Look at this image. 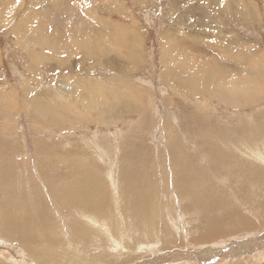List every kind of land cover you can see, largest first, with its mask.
I'll return each mask as SVG.
<instances>
[{
	"label": "rangeland",
	"instance_id": "obj_1",
	"mask_svg": "<svg viewBox=\"0 0 264 264\" xmlns=\"http://www.w3.org/2000/svg\"><path fill=\"white\" fill-rule=\"evenodd\" d=\"M0 219L1 264H264V0H0Z\"/></svg>",
	"mask_w": 264,
	"mask_h": 264
},
{
	"label": "bare ground",
	"instance_id": "obj_2",
	"mask_svg": "<svg viewBox=\"0 0 264 264\" xmlns=\"http://www.w3.org/2000/svg\"><path fill=\"white\" fill-rule=\"evenodd\" d=\"M211 4H212V3H211ZM241 8H242V7H241ZM237 10H238V9H237ZM239 10H240V9H239ZM233 11H234V10H233ZM206 22L211 23L209 20H207ZM212 25H213V24H212ZM207 26H209V25H207ZM37 37H38V36H37ZM40 37H41V36H40ZM40 37H39V38H40ZM34 42H35V41H34ZM222 51H225V50L222 49ZM250 55H251V54H248V56H250ZM253 55H254V54H253ZM232 58H233L235 61L240 60V57H239V56H233ZM254 58H255V57H254ZM181 82H182V81H181ZM181 84H182V83H181ZM216 156H217V155H216ZM247 156H248V155H247ZM251 158H252V157H251ZM119 169H120V168H119ZM124 170H125V169H124ZM94 176H95V175H94ZM86 177L88 178V176H86ZM111 178H112V177H111ZM134 178H135V177H134ZM108 179H109V178H108ZM132 179H133V178H132ZM73 180H74V179H73ZM75 180H77V179H75ZM89 180H90V179H89ZM94 180H95V179H94ZM96 180H97V179H96ZM109 180H111V179H109ZM69 181H70V180H69ZM92 181H93V180H92ZM138 181H139V180H138ZM75 182H77V181H75ZM86 182H87V181H86ZM95 182H96V181H95ZM71 183H72V182H71ZM113 183H114V182H113ZM136 183H137V182H136ZM252 183H253V182H252ZM73 184H74V183H73ZM73 184H71V185H73ZM96 184H97V183H96ZM96 184H95V186H96V188H97V185H96ZM134 184H135V183H134ZM61 185H62V184H60V187H61ZM63 185L65 186V184H63ZM67 185H68V184H67ZM67 185H66V186H67ZM74 185H75V184H74ZM76 185H77V184H76ZM78 185H79V184H78ZM84 185H85V184H84ZM53 186H55V185H53ZM80 186H81V184H80ZM99 186H100V185H99ZM136 186L140 187L139 184H137ZM55 187H56V186H55ZM70 187H72V186H70ZM76 187H77V186H76ZM138 187H137V188H138ZM58 188H59V187H58ZM68 188H69V187H68ZM88 188H89V187H88ZM90 188H91V187H90ZM56 189H57V188H56ZM76 189H78V187H77ZM28 190H29V189H28ZM57 190H58V189H57ZM64 190H65V189H64ZM64 190H63V194H65V196H71L72 199L76 197L77 200H80V199H82V198L84 197L83 195H78V194L75 195V194H73V191H71V192H70V191L67 192V191L65 190V192H64ZM70 190H71V189H70ZM78 190L80 191L81 189H78ZM140 190H141V192H142V189H140ZM140 190H138V191L140 192ZM188 190H189V189H188ZM53 191H54V190H53ZM61 191H62V190H61ZM75 191H76V190H75ZM79 191H78V192H79ZM83 191H84V190H83ZM86 191H87V190H86ZM19 192H20V190H19ZM29 192H30V191H29ZM88 192H89V191H88ZM27 193H28V191H27ZM53 193H54V192H53ZM55 193H56V191H55ZM66 193H67V195H66ZM136 193H138V192H136ZM149 193H150V192H149ZM84 194H85V193H84ZM139 194H141V193H139ZM142 194H143V193H142ZM27 195H28V194H27ZM56 195H58V194H56ZM85 195H86V194H85ZM87 195H88V194H87ZM91 195H93V194L91 193ZM143 195H144V194H143ZM18 196H19V195H18ZM58 196H59V195H58ZM96 196H97V195H96ZM140 196H141V195H140ZM28 197H29V195H28ZM30 197H31V196H30ZM110 197H111V196H110ZM59 198H60V196H59ZM59 198H58V199H59ZM76 198H75V199H76ZM91 198H92V197H91ZM93 198H94V197H93ZM93 198H92L91 200H93ZM98 198H99V197H98ZM204 198H206V197L204 196ZM209 198H210V197H209ZM216 198L218 199V197H216ZM30 199H31V198H30ZM67 199H68V197H67ZM75 199H73V200L76 201ZM143 199H144V198H143ZM36 200H37V199H36ZM68 200H69V199H68ZM89 200H90V198H89ZM138 200H139V199H138ZM205 200H206V199H205ZM207 200H208V199H207ZM210 200H211V198H210ZM214 200H215V198H214ZM221 200H223V199H220V201H221ZM28 201H29V199H28ZM41 201H42V200H40V202H41ZM62 201H63V199H62ZM81 201H82V200H81ZM139 201H140V200H139ZM215 201H216V200H215ZM217 201H218V200H217ZM217 201H216V202H217ZM29 202H30V201H29ZM29 202H28V204L30 205V203H32V202H30V203H29ZM65 202H66V200L64 201V203H65ZM77 202H79V201H77ZM94 202H95V201H94ZM96 202H99V201H96ZM192 202H193V201H192ZM213 202H214V201H213ZM86 203H87V202H86ZM90 203H91V201H90ZM42 204H44V203L42 202ZM42 204H41V205H42ZM72 204H73V203H72ZM142 204H143V203H142ZM147 204H148V202L146 203V205H147ZM200 204H201V203H200ZM202 204L204 205V202H203ZM202 204H201V205H202ZM213 204H215V203H213ZM221 204H222V203H221ZM89 205H90V204H89ZM93 205H94V204H93ZM96 205H97V204H96ZM203 205H202V207H200V208H205V207H204L205 205H204V206H203ZM223 205H224V204H223ZM227 205H228V204H227ZM32 206H33V204H32ZM77 206H78V205H77ZM143 206H144V205H143ZM143 206H142V207H143ZM229 206H230V205H229ZM30 207H31V206H30ZM30 207H28V209H29ZM42 207H43V206H42ZM42 207H41V208H42ZM73 207H74V206H73ZM73 207H72V208H73ZM75 207H76V206H75ZM78 207H79V206H78ZM84 207H85V206H84ZM97 207H98V206H97ZM135 207H136V206H135ZM138 207H139V204H138ZM144 207H146V206H144ZM207 207H208V206H207ZM209 207H210V205H209ZM217 207H218V206H217ZM225 207H227V206L225 205L224 208H223L222 210H224ZM10 208H11V207H10ZM43 208H44V207H43ZM115 208H116V207H115ZM146 208H147V207H146ZM227 208H229V207H227ZM8 209H9V208H8ZM32 209H33V208H32ZM74 209H75V208H74ZM77 209H78V208H77ZM79 209H80V208H79ZM125 209H126V208H125ZM206 209H207V208H206ZM212 209H213V208H212ZM215 209H216V208H215ZM229 209H231V207H230ZM229 209H228V211H232V210H229ZM202 210H204V209H202ZM209 210H210V209H208V212H209ZM225 210H227V209H225ZM2 211H3V209H2ZM16 211H17V210H16ZM16 211L14 210V212H16ZM21 211H22V210H21ZM28 211H29V210H28ZM74 211H75V210H74ZM80 211H81V210H80ZM82 211H85V210H82ZM86 211H88V210H86ZM214 211H215V210H214ZM3 212H4V211H3ZM22 212H23V211H22ZM202 212H203V211H202ZM208 212H207V213H208ZM17 213H18V211H17ZM17 213H16L15 217L17 216ZM143 213H144V212H143ZM222 213H223V212H222ZM2 214H3V213H2ZM2 214H1V216H2ZM13 214H15V213H13ZM77 214H79V213L77 212ZM81 214H82V213H81ZM91 214H93V213H91ZM94 214H96V213H94ZM173 214H174V213H173ZM192 214H193V213H192ZM208 214H210V213H208ZM242 214H243V213H242ZM37 215H38V214H37ZM7 216H8V215H7ZM13 216H14V215H13ZM13 216H12V219H13ZM21 216H22V214H21ZM21 216H20V217H21ZM28 216H29V214H28ZM215 216H216V215H215ZM15 217H14V218H15ZM20 217H19V215H18V217H17L18 219H16V220H19ZM22 217H23V216H22ZM29 217H30V216H29ZM32 217H33V216H32ZM34 217H35V219H36L37 216H35V214H34ZM34 217H33V219H34ZM91 217H94V216H91ZM218 217H219V216H217V218H218ZM9 218H10V217H9ZM23 218H24V217H23ZM25 218H26V216H25ZM109 218H110V217H109ZM112 218H113V217H112ZM261 218L263 219V217H261ZM2 219H3V218H2ZM2 219H0V220H2ZM7 219H8V217H7ZM30 219H31V217H30ZM33 219H32L31 221H34ZM81 219H82V218H81ZM99 219H100V218H99ZM258 219H259V218H258ZM8 220H9V219H8ZM14 220H15V219H14ZM21 220H22V219H20V221H21ZM25 220H26V219H25ZM165 220H166V218H165ZM212 220H213V219H212ZM212 220H211V222H212ZM248 220H249V219H248ZM2 221H3V220H2ZM35 221H36V220H35ZM37 221L39 222V219H38ZM43 221H44V220H43ZM43 221H42V222H43ZM110 221H111V220H110ZM130 221H131V220H130ZM215 221H216V219H215ZM217 221H218V220H217ZM220 221H221V220H220ZM220 221H219V222H220ZM3 222H4V221H3ZM5 222H6V221H5ZM22 222H23V221H22ZM40 222H41V220H40ZM111 222H112V221H111ZM115 222L117 223L116 220H115ZM165 222H166V221H165ZM244 222H245V221H244ZM255 222H256V221H255ZM262 222H263V221H262ZM212 223H213V222H212ZM222 223H223V220H222ZM224 223H225V221H224ZM11 224L13 225V223H11ZM11 224H10L9 221H8V223L4 224L3 227L1 226V227H2L1 230H4L6 233L9 232V234H10V233L13 234L14 232L12 233L13 228L11 227ZM23 224H24V222H23ZM43 224H44V222H43ZM81 224H82V223H81ZM110 224H111V223H110ZM118 224H119V223H118ZM122 224H123V223H122ZM170 224H171V223H170ZM209 224H210V223H209ZM252 224H253V223H252ZM252 224H251V222H250V223H248L246 226H247V227H250ZM260 224H262V223H260ZM14 225H15V224H14ZM24 225H25V224H24ZM24 225H23V226H24ZM26 225L28 226V225H30V224L27 223ZM35 225H37V224H35ZM38 225H39V224H38ZM38 225H37L36 227H38ZM40 225H41V224H40ZM40 225H39V226H40ZM92 225H93V224H92ZM112 225H113V224H112ZM112 225H111V226H112ZM162 225H163V224H162ZM216 225H217V224H216ZM258 225H259V224H258ZM21 226H22V225H21ZM23 226H22V227H23ZM30 226H31V225H30ZM42 226H43V225H42ZM84 226L87 227L88 224H87V226H86V225H84ZM84 226H83V227H84ZM90 226H91V225H90ZM100 226L102 227V225H100ZM106 226H109V225L107 224ZM163 226H164V225H163ZM219 226H220V224H219ZM259 226H260V225H259ZM1 227H0V228H1ZM17 227H18V225H17ZM32 227H33V226H32ZM32 227H31V228H32ZM58 227H59V226H58ZM109 227H110V226H109ZM113 227H114V226H113ZM208 227H209V226H208ZM213 227H215V226H213ZM262 227H263V226H262ZM15 228H16V227H15ZM28 228H29V227H28ZM31 228H30V229H31ZM87 228H89V227H87ZM111 228H112V227H111ZM127 228H129V227H127ZM16 229H18V228H16ZM32 229H35V228H32ZM60 229H62V228H60ZM85 229H86V228H85ZM90 229H91V228H90ZM90 229H89V230H90ZM92 229H93V228H92ZM115 229H116V228H115ZM118 229H119V228H118ZM14 230H15V229H14ZM14 230H13V231H14ZM37 230H38V229H37ZM40 230H41V229H40ZM40 230H39V231H36V230H35V231H36V232H41L43 229H42L41 231H40ZM51 230H52V229H51ZM82 230H83V229H82ZM99 230H100V229H99ZM120 230H121V229H120ZM120 230H119V231H120ZM122 230H123V228H122ZM127 230H128V229H127ZM169 230H170V229H169ZM213 230H215V229H213ZM247 230H248V228H247ZM15 231H16V230H15ZM24 231H25V230H24ZM24 231H23V232H24ZM62 231H64V229H63ZM87 231H88V230H87ZM90 231H91V230H90ZM90 231H89V232H90ZM93 231H95V230H93ZM97 231H98V230H97ZM97 231H95L96 233H92V232H90V233L88 232V233H89V234L92 233L93 236H94V234H96L97 236H100V235H99V231H98V233H97ZM104 231H105V230H104ZM111 231H112V230H111ZM113 231H114V230H113ZM113 231H112V232H113ZM115 231L118 232V230H115ZM115 231H114V232H115ZM215 231H216V230H215ZM5 232H4V233H5ZM25 232H26V231H25ZM25 232H24V233H25ZM64 232H65V231H64ZM106 232L108 233V230H107ZM117 232H116L115 234H117ZM122 232H125V231L123 230ZM2 233H3V232H2ZM24 233H23V234H24ZM29 233H30V232H29ZM56 233H57V232H56ZM86 233H87V232H86ZM110 233H111V232H109V234H110ZM127 233H128V232H127ZM133 233H134V232H133ZM9 234L7 233V236H8ZM11 234H10V236H11ZM18 234L20 235V231H19V232L17 231V236H18ZM27 234H28V233H27ZM27 234L25 235V237L27 238L26 240H25V238H22V235H21V237L18 236L17 238H20L23 242L27 243V240H28ZM102 234H103V233H102ZM104 234H106V233H104ZM104 234H103V235H104ZM112 234H114V233H112ZM123 234H124V233H123ZM145 234H146V233H145ZM145 234H144V235H145ZM5 235H6V234H5ZM13 235L16 237L15 234H13ZM35 235H36V234H35ZM56 235H57V234H56ZM118 235H120L119 232H118ZM121 235H122V234H121ZM7 236H6V237H7ZM28 236H29V235H28ZM87 236H88V234H87ZM90 236H91V235H90ZM104 236H106V235H104ZM109 236L111 237V235H109ZM112 236L115 238L114 235H112ZM116 236H117V235H116ZM124 236H125V235H124ZM152 236H153V235H152ZM201 236H202V235H201ZM4 237H5V236H4ZM6 237H5V238H6ZM23 237H24V236H23ZM42 237H43V236H42ZM9 238H10V237H9ZM9 238H8V239H9ZM31 238H33V237H31ZM93 238H94V237H93ZM126 238H128V237H126ZM139 238H140V237H139ZM139 238H138V239H139ZM10 239H11V238H10ZM20 239H19V240H20ZM105 239H106V237H105ZM105 239H103V240H105ZM107 239H109V238H107ZM122 239H124V238L122 237ZM122 239H121V240H122ZM193 239H194V238H193ZM193 239H192V241H193ZM11 240H12V239H11ZM16 240H17V239H16ZM29 240H33V239H30V238H29ZM29 240H28V244H29ZM36 240H38V239H36ZM41 240H42V242L39 241L41 244L45 243V242L43 241V239H41ZM103 240H101V241H103ZM125 240H126V239H125ZM147 240H148V239H147ZM56 241H57V240H56ZM83 241H84V240H83ZM96 241H97V237H96ZM98 241H99V240H98ZM98 241H97V243H98ZM101 241L99 242V243H100L99 245H101ZM105 241H106V240H105ZM117 241H118V240H117ZM127 241H129V240L127 239ZM255 241H256V240H255ZM30 242H31V244H33V241H30ZM67 242H68V241H67ZM103 242H104V241H103ZM111 242H113V240H112ZM124 242H125V241H124ZM165 242H166V241H165ZM35 243L40 245V243H37V241H36ZM35 243H34V244H35ZM47 243H48V241H47ZM51 243H52V242H51ZM59 243H60V242H59ZM59 243H57V244H59ZM106 243H107V242H106ZM114 243H115V242H114ZM166 243H167V242H166ZM31 244H30V245H31ZM45 244H46V243H45ZM52 244L54 245V242H53ZM107 244L109 245V243H107ZM116 244H117V243H116ZM118 244H119V243H118ZM121 244H122V243H121ZM49 245H50V243H49ZM69 245H70V244H69ZM102 245H104V244H102ZM126 245H127V244H126ZM161 245H163V242H162ZM254 245H255V244H254ZM258 245H259V244H258ZM27 246L29 247V245H27ZM50 246H51V245H50ZM54 246H55V245H54ZM95 246H96V245H95ZM97 246H98V245H97ZM106 246H107V245H106ZM111 246H112V245H111ZM121 246H122V245H121ZM124 246H125V245H124ZM127 246H128V245H127ZM163 246H164V245H163ZM251 246H252V245H251ZM69 247H71V246H69ZM109 247H110V246H109ZM35 248H36V247H35ZM49 248H50V247H49ZM73 248H75V246L72 247V249H73ZM106 248H108V246H107ZM115 248H116V247H115ZM245 248H246V247H245ZM254 248H256V246H255ZM28 249H29V248H28ZM50 249H51V248H50ZM64 249H65V248H64ZM64 249H63V250H64ZM101 249H102V248H101ZM123 249H124V247H123ZM144 249H145V248H144ZM154 249H155V248H154ZM248 249H250V247H249ZM256 249H257V248H256ZM45 250H46V249H45ZM65 250H66V249H65ZM65 250H64V251H65ZM70 250H71V248H70ZM137 251H138V250H137ZM254 251H255V250H254ZM256 251H257V250H256ZM75 252H76V250H75ZM142 252H143V251H142ZM248 252H249V251H248ZM27 253H28V252H27ZM35 253H36V252H35ZM64 253H65V252H64ZM73 253H74V252H73ZM173 253H174V252H173ZM243 253H244V252H243ZM249 253H251V252H249ZM249 253H248V254H249ZM30 254H31V253H30ZM36 254H37V253H36ZM33 255H34V257H36L34 253H32V256H33ZM37 255H38V254H37ZM204 255H205V254H204ZM30 256H31V255H30ZM30 256H28V257H29V258H34V257H30ZM209 257H210V256H209ZM211 257H213V256H211ZM7 258H9V257H7ZM37 258H39V256H38ZM37 258H36V259H37ZM47 258H48V257H47ZM204 258H205V257H204ZM5 259H6V258H4V260H5ZM34 259H35V258H34ZM39 259H41V257H40ZM44 260H45V259H44ZM46 260H47V259H46ZM176 260H177V259H176ZM16 261H17V260H16ZM16 261H15V263H16ZM36 261H37V260H36ZM38 261H39V260H38ZM42 261H43V259H42ZM17 262H19V261H17ZM28 262H29V261H28ZM28 262H27V263H28ZM45 262H48V261H45ZM51 262H52V260H51ZM51 262H50V264H52ZM126 262H127V261H126ZM191 262H192V261H191ZM13 263H14V262H13ZM13 263H11V264H13ZM111 263H112V262H111ZM173 263H174V262H173ZM0 264H1V261H0ZM2 264H3V263H2ZM38 264H39V263H38ZM183 264H184V262H183Z\"/></svg>",
	"mask_w": 264,
	"mask_h": 264
}]
</instances>
